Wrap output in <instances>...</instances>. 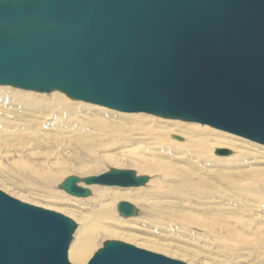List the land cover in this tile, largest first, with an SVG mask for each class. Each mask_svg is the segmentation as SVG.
<instances>
[{"label": "water", "instance_id": "obj_1", "mask_svg": "<svg viewBox=\"0 0 264 264\" xmlns=\"http://www.w3.org/2000/svg\"><path fill=\"white\" fill-rule=\"evenodd\" d=\"M0 86L198 123L264 146V0H0ZM148 180L111 168L58 189L86 198L92 185ZM116 212L138 215L125 201ZM75 229L0 191V264H71ZM87 264L186 263L106 241Z\"/></svg>", "mask_w": 264, "mask_h": 264}, {"label": "rangeland", "instance_id": "obj_2", "mask_svg": "<svg viewBox=\"0 0 264 264\" xmlns=\"http://www.w3.org/2000/svg\"><path fill=\"white\" fill-rule=\"evenodd\" d=\"M107 112L112 113V110L108 111L99 107H92L85 108L81 115L84 117L86 114H93L96 115L98 119H101L104 118V116H102L104 114L109 116L112 115ZM117 116L121 117V115ZM137 121H145L152 124L154 122V116L147 114H130L127 121L124 122L130 125L132 122L136 124ZM193 124L208 128L212 132H215L204 135L207 138L234 141L233 143L237 144L236 148H226L231 151L228 157H217L215 156V150H204L201 155V161H207L208 163L206 165L201 164L196 158L197 153H192V157H188L189 153L184 150H174L173 143L178 142L184 145L188 142V137L185 132L186 128L189 126H182L179 128L181 130L180 135L184 137L186 141L182 142L184 139L178 135L167 138V151L155 149L156 152H154L146 149V144H148V142L154 143L156 140L145 139L141 136H134V139L131 141L126 140L127 142H122L118 146L111 147L109 150L106 149L101 151V155L129 151L128 161L129 159L133 161L135 157L144 154L145 159L142 166L151 167L150 165H152L157 171L170 170V168H172L171 166H174L175 168L173 169L181 172L183 175H190L194 173V169L203 170L190 177L193 189L198 193L203 192V197H197L185 192L187 196H183V198L176 194H171L170 197L161 198V201L154 199L151 202L144 203L140 198L146 195L147 183L140 188L103 186L119 194L128 192L133 194L135 197V204L127 201V199L119 200V202L125 201L130 203L134 205L139 212L137 217L129 218L130 221L128 222L120 221L117 225L119 229H117L116 232L121 233V235L128 238L129 241L120 238H110V240L132 245L136 248L157 253L170 259L182 261L186 264H260L261 261H264V248L258 247V249H248V244H254V242L250 241H246L245 244L242 243V246L236 247L237 245L233 241V237H226L224 233L221 234L219 228L223 226L230 227L231 223L233 225L239 224L241 230L232 226L231 229L239 230L242 236L248 240L262 243V239L264 238V199L260 198L258 194L246 198L244 191L250 190L259 192V190L264 187V146L237 137L228 132L203 126L198 123ZM65 125L69 126V131L78 134L79 129L74 127L76 125L75 123H68ZM2 129L3 124L0 122V142L4 143V146L0 147V191L20 202L22 201L17 198V195L23 198L27 195L30 202H25V204L35 207L40 206V208L59 213L69 219H71V215L80 216L82 218L86 217L87 210L82 205L81 201H79L82 198H73L64 191L57 190V186L53 191L52 189L54 186L50 187V193L47 194L40 187L36 178L22 173V171L19 170L17 166L18 157L22 155L23 151L26 153L27 151L18 146L14 138H6ZM223 133L228 135H223L224 137L218 135ZM118 137L122 136L119 135ZM174 137L181 138V141L173 139ZM31 140L30 138L29 141ZM95 140L97 139L93 136V131H90L88 142ZM102 141L106 142L104 139H102ZM107 144L110 145L111 141ZM27 150H31V147H27ZM85 150L84 153H86ZM240 153L247 155L248 160L238 165L232 164L230 159L233 158L234 155V158H236ZM153 155L156 157L152 158L151 156ZM60 160L64 162L67 172L71 173L63 176L59 182H57V185L71 176L80 179L90 177H81L76 173L77 167L69 159L68 152H63ZM84 160L88 162V165L91 163L96 165L99 162L95 161L91 156L85 157ZM123 161L125 162V159ZM136 161L143 160L139 158ZM100 168L96 169V171H100ZM114 169L116 168L114 167ZM117 170H132L137 176H147L144 174H137V168L132 166H126L121 169L118 168ZM108 171L109 169L107 168L91 177L99 176ZM147 177L150 180V177ZM180 180L179 177L174 176L171 180V184L165 182L161 184L160 188H169L172 192L177 191L175 185L179 183ZM148 185L153 186L151 183ZM206 196H214V198L209 199ZM241 201L244 202L240 203ZM165 205L173 208L172 211L170 212L165 209ZM145 207H148L149 210L145 209ZM184 208L188 209L191 216L198 219L202 227H200V224L195 225L177 220L172 221L169 218L170 213L177 214L183 211ZM156 210L160 211L162 214L156 213ZM165 213L168 214L165 215ZM115 215L120 220H129L120 218L116 210ZM144 216L145 218L142 220ZM71 220L77 227V223L73 219ZM254 222L255 224H253ZM84 223L87 224L88 221L85 220ZM210 225L215 228L214 231L208 230L207 227ZM77 236L78 233L75 234L74 232L68 248L67 258L71 264V245L73 244V249ZM103 244L104 243H100L96 246L95 249L87 255L82 264H87L89 259L103 247Z\"/></svg>", "mask_w": 264, "mask_h": 264}, {"label": "bare ground", "instance_id": "obj_3", "mask_svg": "<svg viewBox=\"0 0 264 264\" xmlns=\"http://www.w3.org/2000/svg\"><path fill=\"white\" fill-rule=\"evenodd\" d=\"M92 107L98 106L70 100L57 91L49 94H40L14 89L9 86H0V122L3 124L2 132L5 134L6 138H14L18 146L26 149L28 154L25 151L22 152V155L18 157L17 166L22 173L36 178L45 193H50L49 189L53 186L52 191L56 186L57 190H59L58 186L61 183L57 185V182H59L63 176L71 173L67 172L64 162L60 160L63 152H68L69 159L77 167L76 173L81 177H91L107 168L114 169L115 167L116 169H121L126 166L137 168V174L149 176L150 180L147 182L146 195L140 198L144 203L151 202L154 199L161 201V198L170 197L171 194H176L181 198L187 196L186 193L197 197H203V192L198 193L193 189V184L190 179L192 175H196L199 171H203L201 169H194V173L190 175H183L181 172L173 169L175 168L174 166H171L172 168H170V170L157 171L152 165H150L151 167L142 166L145 159L144 154L135 157L133 161L131 159L128 161L129 151L109 155H101V151L106 149L109 150L111 147L118 146L122 142H127L126 140L131 141L134 139V136L156 140L154 143L148 142V144H146V149L148 150L154 152H156L155 149L167 151V138L178 135L184 139L182 142L186 141V139L180 135L181 130L179 128L182 126H189L186 128L185 132L188 137V142L184 145L178 142L173 143L174 150H184L189 153L188 157H192V153H197L196 158L201 164L206 165L208 163L207 161H201V155L204 150H228L231 154V151L226 148H236L237 145L233 143L234 141L207 138L204 135L215 132L193 123L190 124L154 117V122L152 124H149L150 122L137 121L136 124L132 122V124L128 125L127 122L124 121H127L130 114L112 111V113L107 112L111 113V116L104 114L102 115L104 118L101 119H98L97 116L93 114H86L84 117L81 115L85 108ZM102 109L111 111L106 108ZM117 115H121V117ZM68 123L76 124L74 127L79 129L78 134L69 131V126L65 125ZM90 131H93V136L97 140L88 142ZM117 135H121L122 137H118ZM218 135L224 137L223 135L228 134L223 133ZM30 138L32 142L29 141ZM102 139L106 140V142H103ZM110 141L111 144H107L108 142L110 143ZM1 146H4V143L0 142V147ZM27 147H31V150H27ZM84 150L86 153H84ZM90 156L95 161L99 162L96 165L90 162L91 164L88 165V162L85 161L84 158ZM215 156L228 157L229 155L218 156L215 154ZM151 157L154 158L156 156L153 155ZM234 157L235 155L230 160L232 164L236 165L248 160V156L244 153H240L236 158ZM139 158L143 161L137 162L136 160ZM124 159L125 162L123 161ZM99 168L100 171H96V169ZM174 176L181 179L180 182L175 185L177 191L172 192L169 188H160L161 184L165 182L171 184V180ZM149 183L153 186L148 185ZM78 185L80 187H85L83 183H79ZM88 189L91 192L90 196L79 200L87 210L86 217L82 218L80 216L71 215V219L78 225L75 229V234L78 233V236L76 237V243L73 249V244L71 245L72 264H82L87 255L93 251L96 246L100 243L111 241L110 238H120L129 241L128 238L116 232V230L119 229L117 225L120 221L128 222L130 219L126 221L118 219L115 215V210L119 200L127 199V201L134 203V195L130 192L119 194L111 189L96 185L89 186ZM244 194L246 198L258 194L260 198L264 199V187H262L259 192L246 190ZM206 197L209 199L214 198V196ZM17 198L24 203L30 202L27 195L25 198L17 195ZM243 202L244 201H241L240 203ZM160 208L164 209L163 207ZM145 209L149 210L148 207H145ZM165 209L171 212L173 208L165 205ZM155 212L162 214L158 210ZM166 214L168 213H165V215ZM190 214L188 209L184 208L183 211L177 214L170 213L169 218L172 221L177 220L188 224H200V227H202L198 219ZM144 218L145 216L142 220ZM85 220L88 221L87 224L84 223ZM253 224H255V222ZM231 226L241 230L239 224L233 225L231 223ZM231 226H223L219 228V230L221 234L224 233L226 237H233V241L237 245L236 247L242 246V243L245 244L246 241H250L254 242V244H248V249H258V247L264 248V238L262 239V243L248 240L242 236L239 230L231 229ZM207 228L210 231L215 230L211 225ZM260 264H264V261H261Z\"/></svg>", "mask_w": 264, "mask_h": 264}]
</instances>
